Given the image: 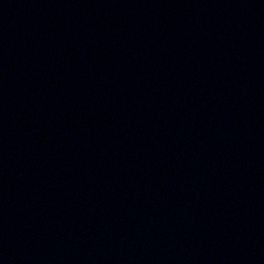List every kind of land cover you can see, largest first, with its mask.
<instances>
[{"label": "water", "instance_id": "1", "mask_svg": "<svg viewBox=\"0 0 264 264\" xmlns=\"http://www.w3.org/2000/svg\"><path fill=\"white\" fill-rule=\"evenodd\" d=\"M0 264H264V0H0Z\"/></svg>", "mask_w": 264, "mask_h": 264}]
</instances>
